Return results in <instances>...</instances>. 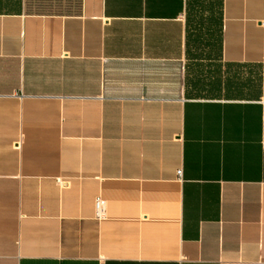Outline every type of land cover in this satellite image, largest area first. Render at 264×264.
Masks as SVG:
<instances>
[{
	"label": "crops",
	"instance_id": "obj_1",
	"mask_svg": "<svg viewBox=\"0 0 264 264\" xmlns=\"http://www.w3.org/2000/svg\"><path fill=\"white\" fill-rule=\"evenodd\" d=\"M0 1V264H264V0Z\"/></svg>",
	"mask_w": 264,
	"mask_h": 264
},
{
	"label": "rangeland",
	"instance_id": "obj_2",
	"mask_svg": "<svg viewBox=\"0 0 264 264\" xmlns=\"http://www.w3.org/2000/svg\"><path fill=\"white\" fill-rule=\"evenodd\" d=\"M53 5V1L50 0H25L24 8L49 11L56 8ZM9 8L11 7L0 3V10ZM194 45L199 50L189 55L188 63L190 64L189 78L192 84H195L193 88V94L195 95L211 96L220 93V80L223 79L226 73L238 76L237 73L247 71L249 75L252 74L256 77L257 71H260V67H250L245 70L223 64L219 58L218 40L215 37L199 38L194 42Z\"/></svg>",
	"mask_w": 264,
	"mask_h": 264
},
{
	"label": "built area",
	"instance_id": "obj_3",
	"mask_svg": "<svg viewBox=\"0 0 264 264\" xmlns=\"http://www.w3.org/2000/svg\"><path fill=\"white\" fill-rule=\"evenodd\" d=\"M103 206H104V201L100 197H97L95 200V208H96V215L98 217L102 213Z\"/></svg>",
	"mask_w": 264,
	"mask_h": 264
}]
</instances>
